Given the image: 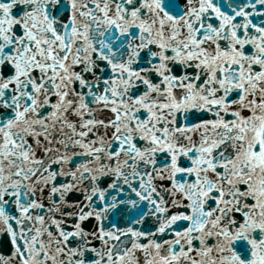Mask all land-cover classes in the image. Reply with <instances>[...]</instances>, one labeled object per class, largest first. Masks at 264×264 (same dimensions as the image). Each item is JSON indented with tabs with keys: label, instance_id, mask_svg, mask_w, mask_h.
Listing matches in <instances>:
<instances>
[{
	"label": "snow or ice",
	"instance_id": "obj_1",
	"mask_svg": "<svg viewBox=\"0 0 264 264\" xmlns=\"http://www.w3.org/2000/svg\"><path fill=\"white\" fill-rule=\"evenodd\" d=\"M0 264H264V0H0Z\"/></svg>",
	"mask_w": 264,
	"mask_h": 264
}]
</instances>
